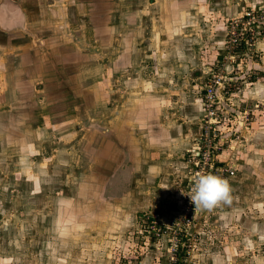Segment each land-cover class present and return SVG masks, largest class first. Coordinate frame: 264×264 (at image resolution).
I'll use <instances>...</instances> for the list:
<instances>
[{"label": "rangeland", "instance_id": "obj_1", "mask_svg": "<svg viewBox=\"0 0 264 264\" xmlns=\"http://www.w3.org/2000/svg\"><path fill=\"white\" fill-rule=\"evenodd\" d=\"M7 10L0 264H264V0ZM206 140L235 175L189 204Z\"/></svg>", "mask_w": 264, "mask_h": 264}, {"label": "built area", "instance_id": "obj_2", "mask_svg": "<svg viewBox=\"0 0 264 264\" xmlns=\"http://www.w3.org/2000/svg\"><path fill=\"white\" fill-rule=\"evenodd\" d=\"M251 18V16H250ZM238 28H241L240 24H237ZM219 100L216 96L215 87L211 86L206 91V105H208L209 114L213 116L215 114L213 110V102ZM192 157L190 162L194 166L191 168V177L188 179V195L191 197L189 204L198 202L199 195L204 191L199 187L205 186V188L214 185L218 180H228V178L235 175V172L231 168H222L219 163V155L215 143L211 140H206L203 146H197L190 150ZM193 177V178H192ZM225 182V181H223ZM197 197V198H195ZM177 249H175L176 251ZM175 259L174 257L172 258ZM174 264H183L179 261H175Z\"/></svg>", "mask_w": 264, "mask_h": 264}, {"label": "crops", "instance_id": "obj_3", "mask_svg": "<svg viewBox=\"0 0 264 264\" xmlns=\"http://www.w3.org/2000/svg\"><path fill=\"white\" fill-rule=\"evenodd\" d=\"M15 11H19L18 9H16ZM7 13L8 12H5L4 11V13H1L2 14V16L0 17V20H1V24L3 23L4 24V26L6 27V21H3V17H5L6 15H7ZM20 21H22L23 20V15H22V13H21V16H20ZM19 19H17V20H19Z\"/></svg>", "mask_w": 264, "mask_h": 264}, {"label": "bare ground", "instance_id": "obj_4", "mask_svg": "<svg viewBox=\"0 0 264 264\" xmlns=\"http://www.w3.org/2000/svg\"><path fill=\"white\" fill-rule=\"evenodd\" d=\"M12 11V10H11ZM7 12H10L9 10H7ZM13 12V11H12ZM11 12V13H12ZM11 15V14H10ZM20 16H21V13H20V11H14V13H13V17H15V19H14V21H16L17 19H19L20 18ZM8 17V16H7ZM12 17V18H13ZM17 17V18H16ZM6 20V18L5 17H3V21H5ZM6 25H7V23H6Z\"/></svg>", "mask_w": 264, "mask_h": 264}]
</instances>
